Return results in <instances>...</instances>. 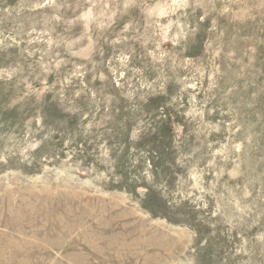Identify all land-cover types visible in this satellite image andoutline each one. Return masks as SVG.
<instances>
[{
	"label": "rangeland",
	"instance_id": "1",
	"mask_svg": "<svg viewBox=\"0 0 264 264\" xmlns=\"http://www.w3.org/2000/svg\"><path fill=\"white\" fill-rule=\"evenodd\" d=\"M0 264H264V0H0Z\"/></svg>",
	"mask_w": 264,
	"mask_h": 264
}]
</instances>
